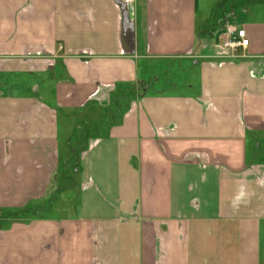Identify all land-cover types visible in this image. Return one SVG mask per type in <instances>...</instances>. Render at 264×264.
Wrapping results in <instances>:
<instances>
[{
    "label": "crops",
    "instance_id": "obj_1",
    "mask_svg": "<svg viewBox=\"0 0 264 264\" xmlns=\"http://www.w3.org/2000/svg\"><path fill=\"white\" fill-rule=\"evenodd\" d=\"M4 213L0 264H264V0H0Z\"/></svg>",
    "mask_w": 264,
    "mask_h": 264
},
{
    "label": "built area",
    "instance_id": "obj_2",
    "mask_svg": "<svg viewBox=\"0 0 264 264\" xmlns=\"http://www.w3.org/2000/svg\"><path fill=\"white\" fill-rule=\"evenodd\" d=\"M248 44L249 40L245 29L227 28L225 37L215 46L217 49L215 59L219 63L239 60L242 57L240 51L245 50ZM61 48L59 45L58 49Z\"/></svg>",
    "mask_w": 264,
    "mask_h": 264
},
{
    "label": "rangeland",
    "instance_id": "obj_3",
    "mask_svg": "<svg viewBox=\"0 0 264 264\" xmlns=\"http://www.w3.org/2000/svg\"><path fill=\"white\" fill-rule=\"evenodd\" d=\"M216 48V47H215ZM216 51H217V49H216ZM216 54V53H215ZM214 54V55H215ZM152 72H149V74L151 75V76H157L158 75V73L160 74V72H161V74H162V72H163V70L161 71L160 69L159 70H157V69H154V68H152ZM73 151V150H72ZM80 149L79 150H74V152H70L71 153V155L74 157V159H75V161H74V163H72V165L71 164H68L67 165V176L65 177V181L61 184H59L58 185V187L60 188H62V186L65 188V189H67V191L69 190V189H73L74 190V183H75V176L77 175V169H78V156H79V153H80ZM73 153V154H72ZM68 155H70V154H68ZM67 155V156H68ZM69 157V156H68ZM77 167V168H76ZM60 188V189H61ZM51 192V191H50ZM59 192L60 191H58V193L55 195H53L52 194V192H51V194H50V196L49 197H47L46 199H48V198H50V200L51 201H53V200H63V198H58V194H59ZM69 193V192H68ZM65 201H63L64 203H66V202H68V201H70V200H73V195H72V197H69V196H67V197H65V199H64ZM23 214H20V213H14V214H9V213H4V214H2V220L0 219V221H3V222H5L4 220H5V217H10V218H8V219H12V217H21ZM33 215V214H32ZM3 227H5L3 224H1Z\"/></svg>",
    "mask_w": 264,
    "mask_h": 264
}]
</instances>
